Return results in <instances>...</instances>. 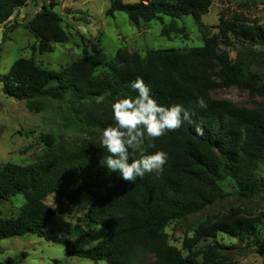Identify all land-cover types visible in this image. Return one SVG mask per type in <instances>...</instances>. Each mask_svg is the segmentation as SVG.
Returning a JSON list of instances; mask_svg holds the SVG:
<instances>
[{
    "label": "trees",
    "instance_id": "obj_1",
    "mask_svg": "<svg viewBox=\"0 0 264 264\" xmlns=\"http://www.w3.org/2000/svg\"><path fill=\"white\" fill-rule=\"evenodd\" d=\"M30 1L0 0V26L6 28L3 41L19 27L9 25L15 12ZM214 1L139 0L128 4L111 0L107 11L110 17L124 12L133 25L144 29L154 20L167 17L170 23L164 26L163 36L178 35L186 40L187 30L177 21L192 16L204 42L199 48L150 50L142 56L122 47L99 64V41L86 43L80 35L83 58L59 72L43 69L33 59H19L12 65L1 80L6 95L25 101L27 110L36 114L45 111V99L66 102V120L72 131L92 141L65 149L57 138L44 135L46 151L36 162L25 166L9 163L0 169V203L17 195L26 200L17 217H0V241L26 235L50 241L47 227L56 212L48 198L75 204L88 194L92 204L87 220L104 227L107 234L88 249L74 250L67 242L70 257L107 264H235L226 260L222 254L226 248L216 240L223 234L264 258V221L239 217L236 211L195 225L194 236L184 240L187 256L169 243L165 233L172 222L203 213L232 195L249 201L264 192V109L241 108L212 97L220 88L233 87L264 97L257 53L241 52L232 61L228 52L239 44L264 49V27L236 16L221 21L218 33L213 34L203 17ZM55 6L44 5L26 25L37 42L34 52L40 55L53 53L56 44H67L72 39L63 29ZM137 76L159 103L183 104L195 115L193 124L185 122L178 130L146 142L145 154L157 150L168 153L163 173H147L143 179L127 183L101 163L107 152L101 147L100 137L102 129L114 124L112 103L137 94L131 88ZM99 96H104L103 103L96 102ZM199 97L207 102L206 109L198 107ZM197 126L203 129V135L197 134ZM138 157L139 153L130 154V159ZM88 227L78 223L74 231L87 236ZM204 239L213 242L200 252H192ZM2 264L16 262L9 258Z\"/></svg>",
    "mask_w": 264,
    "mask_h": 264
},
{
    "label": "rangeland",
    "instance_id": "obj_2",
    "mask_svg": "<svg viewBox=\"0 0 264 264\" xmlns=\"http://www.w3.org/2000/svg\"><path fill=\"white\" fill-rule=\"evenodd\" d=\"M133 4L139 0H124ZM55 4L54 11L62 17L63 29L72 36L67 44H56L53 53L40 55L34 52L37 42L26 25L42 10V7ZM111 0H31L29 4L18 9L9 25L19 24L17 29L8 33V39L3 41L5 27L0 26V169L6 164L29 165L37 161L45 151L44 135L57 138L65 149L81 146L89 138L78 137L66 120V102L45 99V111L30 113L25 101L9 97L3 92L4 76L9 74L12 65L19 59H33L43 69L59 72L64 66L83 58V35L87 42H98L102 53L98 57L101 64L106 59L116 55L122 47H127L142 56L150 50L199 48L204 45L197 24L192 16L178 20L180 27H185L188 40L178 35L166 38L162 34L170 19L163 17L154 20L148 29L140 28L130 21L124 12L115 13L114 17L107 15ZM236 16L247 22H256L264 27V0H215L210 12L203 17V22L209 26L213 34L218 33L221 21ZM252 50L257 53L258 73L264 79V49L233 45L228 49L230 58L234 61L241 52ZM216 99L228 100L236 106L248 109H264V97L252 95L237 88H220L212 93ZM263 172V169H261ZM229 190V189H228ZM229 192H233L230 189ZM24 196L17 195L8 202L0 203V217H17L25 204ZM48 202L55 210L56 216L47 227L51 240L39 238L36 235H26L0 241V264L12 259L16 264H107V262H92L67 254L66 243L72 249H88L94 247L107 234L102 226L91 224L87 214L92 204L88 194H83L78 203L49 197ZM236 211L239 217L258 218L264 221V192L256 199L243 201L236 195L218 202L203 213L189 217L187 220L174 221L166 229L169 243L177 247L184 256L189 251L184 247L185 238H192V228L202 221L222 218ZM82 228L89 226L87 236L75 233L78 224ZM226 250L222 251L228 262L235 264H264L261 257L253 248L240 246L235 238L220 234L216 239ZM213 242L212 239L202 240L192 252H200L202 247ZM201 259V257L199 258Z\"/></svg>",
    "mask_w": 264,
    "mask_h": 264
},
{
    "label": "clouds",
    "instance_id": "obj_3",
    "mask_svg": "<svg viewBox=\"0 0 264 264\" xmlns=\"http://www.w3.org/2000/svg\"><path fill=\"white\" fill-rule=\"evenodd\" d=\"M131 88L137 94L118 98L112 103L114 124L102 129L100 137L101 147L107 152L101 163L127 183H135L137 178L143 179L147 173L162 174L169 159L168 153L157 150L153 154H145L146 142L178 130L185 122L193 124L195 115L193 109L185 108L183 104L159 103L139 76L131 83ZM103 101L104 96L96 98L97 103ZM197 105L201 109L207 108L203 97L198 98ZM196 132L203 135L200 126L196 127ZM147 146L155 147L153 143H147ZM135 153H139V157L130 159V154Z\"/></svg>",
    "mask_w": 264,
    "mask_h": 264
}]
</instances>
